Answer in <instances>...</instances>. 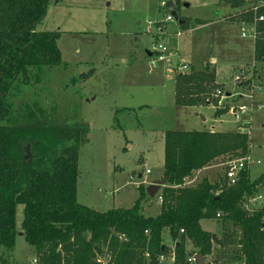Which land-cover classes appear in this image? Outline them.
Here are the masks:
<instances>
[{
  "label": "rangeland",
  "instance_id": "obj_1",
  "mask_svg": "<svg viewBox=\"0 0 264 264\" xmlns=\"http://www.w3.org/2000/svg\"><path fill=\"white\" fill-rule=\"evenodd\" d=\"M169 1L175 4V0L53 3L38 30L62 33L58 40L62 64L50 67L41 84L19 85L11 96L9 126L80 131L77 199L99 212L131 208L145 180L163 177L166 132H237L240 123L232 109L243 105L249 109L242 121L250 135L248 155L254 163L250 178L264 173V71L249 91L236 81L241 71L247 74L242 82L252 74L253 27L225 20L236 11L222 0H181L176 9L179 20H167ZM243 1L240 10L256 4V0ZM180 18L188 21L187 27ZM155 45H163L167 52L165 61L153 64ZM213 57L217 79L223 84L219 107L228 105L231 110L216 117L213 104L178 107L176 73L206 68L214 74L210 68ZM25 147L30 149L31 144ZM225 162L219 159L208 166L212 180L224 174ZM147 170L152 174L147 175ZM258 195L261 200L256 207H262L264 187ZM142 208L144 214L155 216L159 209L156 196L145 200ZM23 219L24 207L16 205L15 246L5 252L9 264H37L35 250L25 240ZM213 222L220 232L219 222ZM211 224L204 221L202 226L213 231ZM164 239L169 245L168 233ZM211 259L214 264L223 261L219 255Z\"/></svg>",
  "mask_w": 264,
  "mask_h": 264
},
{
  "label": "trees",
  "instance_id": "obj_2",
  "mask_svg": "<svg viewBox=\"0 0 264 264\" xmlns=\"http://www.w3.org/2000/svg\"><path fill=\"white\" fill-rule=\"evenodd\" d=\"M222 1L236 11L225 20L254 28L252 74L239 84L249 91L264 71V0H256L248 10H240L243 0ZM53 3L60 2L0 0V264L10 263L5 252L15 246L16 205L24 207L22 230L37 264H160V257L172 252L166 233L174 244L175 264H186L189 253L206 260L215 246L231 250L244 264H264V206L253 210L245 206L264 187V173L252 180L250 169H245L234 186L224 175L215 183L203 178L195 186H185L194 172L216 160L247 156L248 133L166 132V186L156 196H162L163 202L159 215L153 217L142 208L149 198L143 185L131 208L99 212L78 202L77 129L29 131L8 125L13 91L19 85L41 84L50 67L62 64L58 46L62 33L38 30ZM179 4L181 0H175L176 9ZM180 20L187 27L188 21ZM222 88L206 68L177 72L176 105L195 109L213 104L216 117H221L231 110L228 105L219 107L222 97L216 93ZM203 220L218 221L221 237L214 239L203 230Z\"/></svg>",
  "mask_w": 264,
  "mask_h": 264
},
{
  "label": "built area",
  "instance_id": "obj_3",
  "mask_svg": "<svg viewBox=\"0 0 264 264\" xmlns=\"http://www.w3.org/2000/svg\"><path fill=\"white\" fill-rule=\"evenodd\" d=\"M171 19H174V18H172L169 15L167 20H171ZM260 20H263V17H260ZM242 36L243 37L246 36L244 30L242 31ZM166 52H167V49L163 45L153 46V54H151V57L152 56L154 57L152 60L153 64H156L157 61H165L166 60V57H165ZM169 67H170V69H172L171 66H169ZM185 68L186 67L184 66L183 69H185ZM246 75L247 74H245L244 71H241L237 75L236 81L239 84L242 83V80H244L246 78ZM216 94H217V96H221V97H223V95H224V93L220 90H218V92ZM225 97L229 99L230 95H226ZM247 111H249V109L244 105L232 109V113L234 114L236 120L240 123V126L238 128V132L247 133L246 129H245L246 127L244 126V122L242 121V115L246 114ZM256 163L260 164L259 161H257ZM252 164H254V163H252V160H251L249 155L242 157V158H232V159L227 160L224 163V174L223 175L228 180L227 181L228 185L229 186L236 185L239 181L240 173L245 169H250ZM146 174L147 175L151 174V171L147 170ZM157 199L160 203L163 202L162 196H158ZM257 200H261V196L257 195L255 198L250 199L245 205L246 209L253 210V209L258 208V207H256ZM218 217H220V214H218ZM181 232H183V230ZM173 252H174V249L172 250L170 255L172 257L173 264H175V256H174ZM196 255L197 254H195V253L194 254L189 253V255L186 259V264H198L197 260H196ZM165 259H166V257L161 256L160 257V264L162 262H164ZM34 262L37 263V260H35Z\"/></svg>",
  "mask_w": 264,
  "mask_h": 264
},
{
  "label": "crops",
  "instance_id": "obj_4",
  "mask_svg": "<svg viewBox=\"0 0 264 264\" xmlns=\"http://www.w3.org/2000/svg\"><path fill=\"white\" fill-rule=\"evenodd\" d=\"M229 6V5H228ZM239 24V23H238ZM241 25V24H240ZM243 25V24H242ZM244 25H246V24H244ZM253 27V26H252ZM253 30H254V28H253ZM162 32V31H161ZM179 36H180V33H179ZM242 36V35H241ZM243 37V36H242ZM215 63V58L213 57L212 58V64H210L211 66H210V68H214L213 70H215V72H214V75L216 76V64H214ZM171 64V63H170ZM171 66V65H170ZM169 70L170 71H174V69L172 68V69H170L169 68ZM179 73H182V72H179ZM191 73V72H190ZM211 73V72H210ZM177 74V73H176ZM188 74V73H187ZM216 80H217V82L219 83V81H218V79H217V76H216ZM220 84V83H219ZM261 88V87H260ZM259 88V89H260ZM208 105H211V104H208ZM236 131H238V130H236ZM211 132H223V131H211ZM250 149H251V147H250ZM208 168L209 167H206V168H204V169H202V170H199V171H197V172H194L193 174H192V176H190V177H194V180H191L190 179V177L189 178H187V180H185V186H191L197 179H199V178H207V179H209L210 180V182L211 183H215L216 181H218L217 179L214 181V180H212L211 179V176L209 175V172L207 171L208 170ZM152 174V173H151ZM151 174H149V175H151ZM222 175V174H221ZM218 176H220V175H218ZM141 177V176H140ZM163 178V177H162ZM161 179V178H160ZM160 179H154V180H145L144 181V183L142 184L145 188H147L149 185H151L153 182H155V181H157V180H160ZM189 180H191V181H189ZM161 191V190H160ZM149 204V203H148ZM160 206H161V203L159 202V209H158V212H157V214L155 215V216H153V217H156V216H158L159 215V213H160ZM150 216V215H149ZM204 221H207V220H203V221H201V227H202V229L203 230H205L204 228H203V226H202V223L204 222ZM209 221V220H208ZM207 221V222H208ZM210 223H212L211 225H212V229H213V231L212 230H205V231H207L208 233L210 232V233H212L214 236H217V237H221V234H222V231H218L217 230V225H216V223L215 222H213V221H209ZM211 225H210V227H211ZM221 230V229H220ZM166 242V241H165ZM167 245V244H166ZM170 249H172L173 250V246H174V244H173V242H172V240H171V238H170V244L169 245H167ZM188 250H192V247H188ZM213 251H214V254H212L211 256H209L208 257V259H206L205 260V263L207 264H214L213 262L215 261V259H211L212 258V256H215V255H219V256H221L222 257V259H223V261L222 260H219L216 264H244L242 261H240V260H237V259H235L234 258V256H233V252L231 251V250H229V249H223V248H221L220 246H215L214 247V249H213ZM228 252H230V254L232 255L231 257L229 256V255H227L228 254ZM161 264H173V260H172V257H171V255L170 256H167L166 257V259H165V261L164 262H162Z\"/></svg>",
  "mask_w": 264,
  "mask_h": 264
},
{
  "label": "water",
  "instance_id": "obj_5",
  "mask_svg": "<svg viewBox=\"0 0 264 264\" xmlns=\"http://www.w3.org/2000/svg\"><path fill=\"white\" fill-rule=\"evenodd\" d=\"M165 7L169 11V14L172 18H175V20H179V16L176 11V6L172 1L166 3ZM165 186H166V178H161L160 180H157L153 182L151 185H149L146 188V193L149 198H155V196H157L160 190ZM213 238L215 239V236ZM196 260L198 264H206L205 259L201 254L196 255Z\"/></svg>",
  "mask_w": 264,
  "mask_h": 264
}]
</instances>
